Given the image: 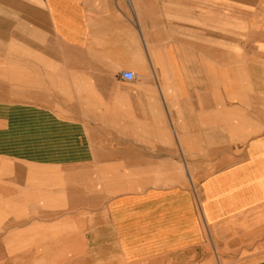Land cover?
<instances>
[{"label": "crops", "instance_id": "crops-1", "mask_svg": "<svg viewBox=\"0 0 264 264\" xmlns=\"http://www.w3.org/2000/svg\"><path fill=\"white\" fill-rule=\"evenodd\" d=\"M260 2L0 0V264H264ZM94 46L157 84L39 86Z\"/></svg>", "mask_w": 264, "mask_h": 264}, {"label": "rangeland", "instance_id": "rangeland-1", "mask_svg": "<svg viewBox=\"0 0 264 264\" xmlns=\"http://www.w3.org/2000/svg\"><path fill=\"white\" fill-rule=\"evenodd\" d=\"M261 1V2H260ZM256 2H260L261 4L263 3V0H250V5L255 4ZM257 3V4H258ZM264 6V3L261 5V7ZM161 25H158V30H157V34H163V36L166 37V30L164 29H160ZM160 39L162 40L163 38L160 37ZM121 42L123 43V41L125 40V38L122 36L121 37ZM164 43H166L164 41ZM136 54L135 57L136 59H139V54H144L143 56H145V59L147 61V54L145 53V50L143 49V45L141 43V40L139 38V34L137 33V42H136ZM138 52H140L138 54ZM121 56V55H120ZM75 57H81L83 59H88V60H73V62H69L67 63L66 67H61L60 65H54V66H49V67H41L43 72H45V70H50L51 71V75H54V78H50V77H41L39 86H43V87H47L50 86L51 88H53V90L51 91V95L53 96V100L63 103V101L65 102L66 100L63 98H67L68 100H72L73 97V101L74 98L77 97V93L73 92L72 94H69V96L64 95V93H58L57 91H63L62 89H59L60 86H64L67 87L66 89L68 90H75L76 86H80L81 84L84 85V83L82 82V80H89L90 83L95 87V89H97L96 91H100V93H92L89 95H94L97 97L98 102H100L102 105H108L109 103H111L113 101L112 99V92L117 91L118 93H120L121 95L124 96H128L129 94H131V92L138 90L139 87L141 86H145V85H156V79L154 77L149 78V79H144L142 77L141 74H137L135 68H131V67H127V68H117V64L118 63H112L111 60L109 61H96V59H98L99 56V52L97 49V46L92 47L89 50V54L88 55H82V56H77L74 55L73 58ZM122 57V56H121ZM148 62V61H147ZM123 64L124 63H120ZM57 66V67H56ZM115 66V67H114ZM150 67V65H149ZM57 69V71H56ZM59 69H64L66 71V74L68 77L66 78H62L61 75L59 74ZM125 69H129L134 71L137 74V79L134 82H131V84L123 82L120 80L119 75L120 72L122 70ZM82 71V73H81ZM84 72V73H83ZM46 73V72H45ZM83 74L84 78L80 79V75ZM60 75V76H59ZM68 87H72L71 89H69ZM104 87V88H103ZM107 91H110V93H107ZM62 96V97H60ZM5 99L8 100L10 102H17L16 98L9 94H0V99ZM48 100V99H46ZM68 102V101H67ZM75 102V101H74ZM68 106V105H67ZM66 106V107H67ZM106 139L108 138V134H105ZM10 258L16 257V254H10L9 255ZM38 257L40 258V260H38V263L40 264H48L45 262H57V264H61L63 263V261L65 260L66 257H68L69 255H65V254H40V255H33L31 253H27L24 254L25 259L22 261L21 264H26L27 261L31 258ZM72 260H76V255H71ZM45 258V260H44ZM188 257L184 256H175L172 258H166V259H160L154 262H150V263H146V264H192V259H187ZM191 260V261H190ZM202 263L201 264H221L220 259L214 254H211V257L208 259V257L202 258ZM13 264H17L16 262H14Z\"/></svg>", "mask_w": 264, "mask_h": 264}, {"label": "built area", "instance_id": "built-area-1", "mask_svg": "<svg viewBox=\"0 0 264 264\" xmlns=\"http://www.w3.org/2000/svg\"><path fill=\"white\" fill-rule=\"evenodd\" d=\"M120 79L126 82H134L137 79V75L134 71H123L120 73Z\"/></svg>", "mask_w": 264, "mask_h": 264}, {"label": "bare ground", "instance_id": "bare-ground-1", "mask_svg": "<svg viewBox=\"0 0 264 264\" xmlns=\"http://www.w3.org/2000/svg\"><path fill=\"white\" fill-rule=\"evenodd\" d=\"M151 58H152V57H151ZM81 73H82V71H81ZM83 73H84V72H83ZM137 74H138V73H137ZM137 74H136V75H137ZM3 172H4V171H3ZM192 176H193V173H192ZM194 176H195V175H194ZM194 176H193V177H194ZM127 178H128V177H127ZM125 182H126V181H125ZM190 183H191V182H190ZM127 189H128V188H127Z\"/></svg>", "mask_w": 264, "mask_h": 264}]
</instances>
